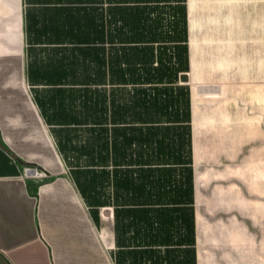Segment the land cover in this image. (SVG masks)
Listing matches in <instances>:
<instances>
[{
    "label": "crops",
    "instance_id": "obj_1",
    "mask_svg": "<svg viewBox=\"0 0 264 264\" xmlns=\"http://www.w3.org/2000/svg\"><path fill=\"white\" fill-rule=\"evenodd\" d=\"M116 12H126V59L170 67L126 62L119 121ZM227 28L264 29V0H0V252L11 264H231L202 259L195 208L196 99L227 88L202 80L196 30ZM154 93L160 110L144 116ZM148 131L174 148L139 150ZM185 209L192 229L178 227Z\"/></svg>",
    "mask_w": 264,
    "mask_h": 264
},
{
    "label": "rangeland",
    "instance_id": "obj_2",
    "mask_svg": "<svg viewBox=\"0 0 264 264\" xmlns=\"http://www.w3.org/2000/svg\"><path fill=\"white\" fill-rule=\"evenodd\" d=\"M196 39L202 80L227 86L222 97L196 99L202 259L264 264V29L196 30Z\"/></svg>",
    "mask_w": 264,
    "mask_h": 264
},
{
    "label": "trees",
    "instance_id": "obj_3",
    "mask_svg": "<svg viewBox=\"0 0 264 264\" xmlns=\"http://www.w3.org/2000/svg\"><path fill=\"white\" fill-rule=\"evenodd\" d=\"M115 19V29H114V38L115 42L119 43L115 45L113 48L112 55L108 58V70L110 72L109 81L110 83L114 84L115 86V102L113 108L110 110V116L115 121H119L122 119H126V62L131 63L128 69L134 70L139 69L134 64L139 63L140 68L144 70H157V71H166L170 69L168 65H158L157 67H153L149 61L150 57H128L126 59V12H116L114 15ZM146 54L152 53L151 48L147 47L144 51ZM99 61V69H105V60L103 57L98 58ZM162 78H154V77H147L143 80H147L152 82L154 80H161ZM149 106H145L143 108L144 116H150L151 112H157L160 110L158 106V98L154 93V96L149 99ZM166 100V99H165ZM102 111V109H100ZM153 134L150 131L146 133L138 134V138L140 139L141 143L144 145H140L141 147L139 150H167L170 148H174L173 144L170 147L168 143H155L153 141ZM125 142V149H126V133L124 136ZM149 160V159H148ZM152 160V159H150ZM133 192L137 195L145 196V197H165V191H161L158 188H153L152 190H146L141 186H136L133 188ZM173 192L171 197L178 198V199H186L187 190L183 191H170ZM174 217V216H173ZM174 219V218H173ZM178 227L184 229H192V218L190 210H180L178 214ZM9 261V260H8ZM11 264V262L9 261Z\"/></svg>",
    "mask_w": 264,
    "mask_h": 264
},
{
    "label": "built area",
    "instance_id": "obj_4",
    "mask_svg": "<svg viewBox=\"0 0 264 264\" xmlns=\"http://www.w3.org/2000/svg\"><path fill=\"white\" fill-rule=\"evenodd\" d=\"M23 175L24 177H27V176L40 177V178L47 177L45 172L39 169L32 168V167H25L23 171Z\"/></svg>",
    "mask_w": 264,
    "mask_h": 264
},
{
    "label": "water",
    "instance_id": "obj_5",
    "mask_svg": "<svg viewBox=\"0 0 264 264\" xmlns=\"http://www.w3.org/2000/svg\"><path fill=\"white\" fill-rule=\"evenodd\" d=\"M180 80L186 81L187 80L186 75H181ZM0 264H10L8 259L6 258V256L2 252H0Z\"/></svg>",
    "mask_w": 264,
    "mask_h": 264
}]
</instances>
